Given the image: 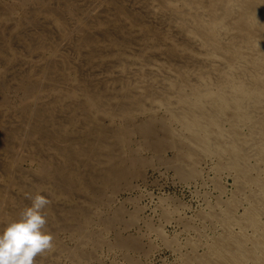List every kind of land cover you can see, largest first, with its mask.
<instances>
[{
    "label": "bare ground",
    "instance_id": "bare-ground-1",
    "mask_svg": "<svg viewBox=\"0 0 264 264\" xmlns=\"http://www.w3.org/2000/svg\"><path fill=\"white\" fill-rule=\"evenodd\" d=\"M101 2L98 5L91 3L93 8L83 12V17L78 18L76 22L78 28H76L79 29L80 36L76 42L71 40L70 45L83 55L84 65H88L90 69L100 68L104 72H109L110 81L103 86L93 84L84 88L86 100H83L85 101L83 104L77 101L76 86H68L70 88L64 95L62 89H56L54 92L59 90V94L54 96L57 99L56 102H48L46 108L57 105L67 110L73 108L69 110L73 116L79 114L78 109L83 106L89 111V116L85 120L86 134L84 135L87 136V140L92 135L96 136L97 140L92 141L96 143V148L94 147L96 152L77 149V153L85 158L94 157L95 163L102 167L99 177H104V180L111 175L124 176L125 170V174L129 171L133 175H140L142 171L140 169L146 165L149 166L148 163L152 162L150 159L149 162L143 159L141 152L145 153L146 150L157 153L156 155H161L165 150L172 151L173 161L166 160V162H170V166L171 164L175 166L174 169L185 181L197 176V165L200 162L207 158L215 159V169L218 173L215 182L217 188L223 192L219 174L229 173L234 180L231 196L226 200H218L216 205L209 207L203 217L208 222L211 221L215 229L218 227L221 231L218 236L211 237L210 242L205 245V251L202 249L204 253L201 252V254L198 253V249L202 243L197 240H188L190 252L182 257L180 264H264V0H101ZM63 5L67 8L65 12L69 17L75 16L73 5L67 3ZM45 13L50 17L48 19L53 21L50 22L52 25L55 23L63 27L67 24V17L62 16L59 10L47 9ZM6 35L2 36L6 37ZM47 45L40 42L32 49L46 50ZM121 67L122 69L118 70ZM74 71L76 72V69ZM75 81H78V76ZM114 84L119 85L115 87ZM65 97L66 100H64ZM103 116L110 120L118 118L121 123L119 122L118 127H104L99 122V118ZM135 136L139 140L135 145L136 148L130 149L131 152L127 158L123 155L124 152L123 154L117 152L121 146L131 145L133 139H136ZM27 143L26 146H29L33 152L35 144ZM52 149L53 153L64 158L73 155H68L69 150L65 152L56 145ZM73 153L75 155L74 151ZM159 160L162 161L163 158ZM60 162L62 163L61 159ZM2 165L0 164V167ZM131 168L132 171H130ZM43 171L45 172V168ZM74 175L79 176V173L74 172ZM82 175L81 173V177ZM130 177L132 178L131 175ZM35 182L37 184V181ZM53 211L54 207L50 206L48 219L54 221L60 217ZM172 214L166 212L167 217H165L169 219ZM9 217L8 221L14 215ZM103 221L107 222L106 218ZM186 222L184 225L187 227L189 221ZM129 223L128 225L133 224ZM107 224L108 222L105 225ZM128 225L126 222L127 227ZM190 226L192 225L188 227ZM55 229L51 231H56ZM84 244L85 248L86 244ZM139 245L136 240L130 239L120 243V246L136 252L141 248ZM72 257L76 259V264H84L81 252H75ZM72 261L75 262L73 259Z\"/></svg>",
    "mask_w": 264,
    "mask_h": 264
},
{
    "label": "rangeland",
    "instance_id": "rangeland-1",
    "mask_svg": "<svg viewBox=\"0 0 264 264\" xmlns=\"http://www.w3.org/2000/svg\"><path fill=\"white\" fill-rule=\"evenodd\" d=\"M39 1L40 0H0V43H2L0 44V161L4 159L1 161L2 163L0 162L1 165L3 164L0 167V228L3 229L6 226L9 222V216L14 215L12 218L14 219L24 206H30L29 203L31 204V201L27 199L28 194L39 192L44 196L47 195L46 197L53 202L51 205L54 207L53 212L60 217L55 219V222L53 219H48V224H50L48 225V228L50 231L56 228V231H51L54 236H56L55 248L41 258L37 257L36 259L39 260V264H76V259L72 257L75 252H81L84 264H180L182 257L190 252V247L187 243L188 240L200 241L202 244L199 246L198 253H204L205 245L209 243L213 237L218 236L221 230L218 227H216V229H218L216 230L215 227L212 226L213 224L211 221L208 222V220L203 217L205 213L208 212L209 207L211 208L212 205H216L218 200H226L231 196L234 190L233 177L226 172L224 175H222L223 173L219 174V179L222 181L221 186H223V192H221L215 183L218 177V173L215 169V159L207 158L206 160H203L202 163L200 162L197 165L199 175L197 174V176L194 177L195 179L193 178L192 180L185 181L180 178L174 169L175 166H172V164L170 166V162H166V160L173 161V159H171L174 158L172 157L174 156L172 151L165 150L161 155H156L157 153H151V151L148 150L144 153L142 150L143 152H141V154H143V159H147V162H149L150 159V161L154 163L149 162V166L146 165L143 169L141 168L140 171H142L140 175H133V173H130L129 171L128 174H125V170L124 176L121 177H119V175H111L109 178L106 177L105 180L104 177L100 178V170L102 167H100L98 163H95L96 159H94V157L85 158L77 153V149H82L83 151L87 150L89 152L92 150V153L96 152V143L95 141L92 142L93 139L97 140L96 136L94 137V135H92L91 138L89 137L88 141L87 136L84 135L86 134L85 120L89 116V111L83 106L81 109H78L79 114L77 113L73 116L69 113V110H72L73 108H68L69 110H67L57 105L52 108L48 107V111L46 104L48 102H56L57 99L54 96L59 94V90L56 92H54V90L62 89L61 91L64 95L67 93L66 90L73 86L77 87V101H79V103L82 102L83 104L85 102L83 100H86L84 95L86 91H84V88L86 89L87 86L93 84H96L95 86H103L110 81L109 72H104V70L100 68L90 69L88 65H84L83 55L80 54L78 49L77 52L75 50L76 48L70 45L72 41L76 42L80 36V31L77 29L78 26L76 24L78 18L83 17L82 15H84L85 12H88V9L90 11V9L93 8V4L98 5L102 2L101 0H96V3H94L95 0H41V3ZM61 1H63L64 4L67 3L73 5L75 8L73 14L75 16L72 15L69 17L65 12L67 8L61 3ZM46 6L47 8H45ZM86 6L88 7L86 8ZM45 9L59 10V12L62 13V16L65 15L67 17L64 16L68 20L67 24L63 27L57 26L55 23L52 25L51 23L53 21L48 19L49 16L46 15ZM28 14L32 15L29 16ZM25 18H27V20ZM41 19L45 21L43 22ZM73 22L75 24H73ZM73 25H76L74 26L75 28ZM28 26L29 28H27ZM54 29L57 31L55 32ZM2 32H4V34H2ZM2 35H6V37H3ZM19 38L21 39L19 40ZM40 42L48 44L46 50L44 48L37 50L32 49L35 44H39ZM5 43L7 45H5ZM64 57L66 59H64ZM77 65L80 66L78 67ZM74 68L76 69V72L74 71ZM120 69H122V67L118 70ZM76 75L78 76L77 82L75 81L77 77ZM53 77L55 78L53 79ZM90 79L93 80L90 81ZM118 85L119 84H114L115 87ZM66 99L67 98L65 97L64 100ZM33 101H35V103ZM31 112L32 114L35 112L33 117ZM118 120V118L110 120L104 116L99 118L100 124L102 123L104 127L108 128L118 127L121 123V121ZM75 121L76 123L78 121V123L76 124ZM112 121L115 122L113 123ZM134 138L136 139H133L132 144L128 146L130 148L124 145V147L121 146L117 152L122 154L124 152L123 155L127 158L128 154L131 152L130 149L134 150V148H136L135 145H137V140H139L136 136ZM8 140L10 141L9 143L6 142ZM27 142L29 145L31 143L35 144V149H32L33 152L29 149V146H26ZM55 145L56 147L64 149L65 152L69 150L67 152L68 155H74L73 151L75 152V155L68 156V158L56 155L53 153L52 149ZM62 158L64 159L62 160ZM157 158H163V160L160 161ZM8 159H10V161ZM60 159L63 164L60 162ZM69 162L71 164H69ZM42 166H44L43 169L45 168V172L43 171ZM53 166H56V168ZM61 167L64 168V170ZM130 171H132V168ZM74 172L77 174L79 173V176H75ZM81 173L83 174L82 177ZM95 178L96 180H94ZM35 181H37V184ZM33 183L34 185H32ZM87 185L88 187H86ZM165 211L171 212V214L174 212V215H170V218L167 219ZM241 211H239V213H241ZM105 218L108 222L107 225H105L107 222L103 221ZM131 220H133V222ZM185 220L189 221L187 227L189 225L194 227L190 226L192 228L188 227L187 229L185 225L188 222ZM126 222L127 225L129 222L133 224L129 223L130 225L127 227ZM63 223L64 225H62ZM86 232L87 234H85ZM83 235L87 240L84 239ZM94 235L97 237H93ZM128 239L136 240L142 248L139 247L141 251L138 249L136 252L120 246L122 241L126 242ZM82 243L86 244H84L86 246L85 248ZM72 259L75 260V262L72 261Z\"/></svg>",
    "mask_w": 264,
    "mask_h": 264
},
{
    "label": "clouds",
    "instance_id": "clouds-1",
    "mask_svg": "<svg viewBox=\"0 0 264 264\" xmlns=\"http://www.w3.org/2000/svg\"><path fill=\"white\" fill-rule=\"evenodd\" d=\"M27 199L30 206L0 229V264H39L36 258L55 248V236L48 228L52 201L39 192Z\"/></svg>",
    "mask_w": 264,
    "mask_h": 264
}]
</instances>
